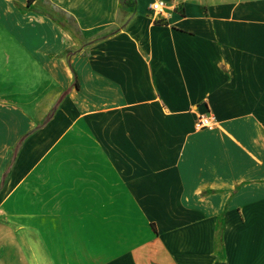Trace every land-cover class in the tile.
Wrapping results in <instances>:
<instances>
[{
    "label": "crops",
    "instance_id": "0c3cea01",
    "mask_svg": "<svg viewBox=\"0 0 264 264\" xmlns=\"http://www.w3.org/2000/svg\"><path fill=\"white\" fill-rule=\"evenodd\" d=\"M0 264H264V0H0Z\"/></svg>",
    "mask_w": 264,
    "mask_h": 264
},
{
    "label": "built area",
    "instance_id": "2783aa9c",
    "mask_svg": "<svg viewBox=\"0 0 264 264\" xmlns=\"http://www.w3.org/2000/svg\"><path fill=\"white\" fill-rule=\"evenodd\" d=\"M150 11L154 14L155 17L164 16L167 11V6L163 1H155L150 5ZM214 122L210 115L200 116L196 122V129H213Z\"/></svg>",
    "mask_w": 264,
    "mask_h": 264
},
{
    "label": "trees",
    "instance_id": "16d2710c",
    "mask_svg": "<svg viewBox=\"0 0 264 264\" xmlns=\"http://www.w3.org/2000/svg\"><path fill=\"white\" fill-rule=\"evenodd\" d=\"M28 4H31V0H28ZM121 5L123 7V0H121ZM77 86V85H76Z\"/></svg>",
    "mask_w": 264,
    "mask_h": 264
}]
</instances>
